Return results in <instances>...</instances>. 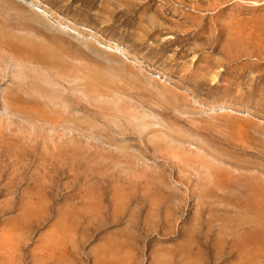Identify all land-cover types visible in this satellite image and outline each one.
Returning a JSON list of instances; mask_svg holds the SVG:
<instances>
[{
    "label": "rangeland",
    "instance_id": "rangeland-1",
    "mask_svg": "<svg viewBox=\"0 0 264 264\" xmlns=\"http://www.w3.org/2000/svg\"><path fill=\"white\" fill-rule=\"evenodd\" d=\"M0 264H264V0H0Z\"/></svg>",
    "mask_w": 264,
    "mask_h": 264
}]
</instances>
